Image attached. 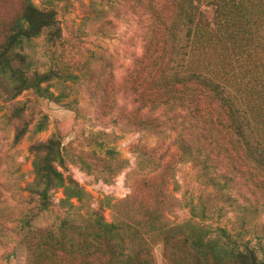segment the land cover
<instances>
[{
	"label": "trees",
	"instance_id": "trees-1",
	"mask_svg": "<svg viewBox=\"0 0 264 264\" xmlns=\"http://www.w3.org/2000/svg\"><path fill=\"white\" fill-rule=\"evenodd\" d=\"M22 2V13L11 23L0 50V90L10 100L29 90L41 98L58 99L52 87L61 74L52 69L39 71L34 60L17 51L44 34L53 40L60 37L57 12L41 9L32 0ZM203 2L214 6L215 27L206 20ZM245 2L151 0L145 51L135 60L130 90L135 102L134 129L163 133L164 152L157 156L159 152L150 149L146 168L150 180L160 175L165 181L150 202L135 204L134 193L111 205L115 211L111 222L98 211L82 221L64 219L57 227L35 228L32 221L55 204L56 191L62 189L63 204L83 202L88 195L61 169L70 157L62 137L55 133L46 141L36 142L31 147L34 178L27 184L32 206L15 230L27 250V264H155L148 239L153 234L163 242L170 264H264L254 247L241 244L248 224L264 214V200L259 197L250 199L245 194L247 203H239L240 214L234 225L218 227L216 237L203 226L190 221L178 224L170 218L181 207H189L202 218L216 213L208 206L210 192L206 188L197 204L175 196L170 180L176 161L193 163L203 180H224L223 185L216 184L218 191L236 188L237 183L241 189L239 180H244L242 186L251 194L256 195V190L263 194L264 89L254 91L261 82L253 83V74L240 76L236 69L193 66L196 53L215 41L214 32L236 40L239 33L249 35L258 27L255 9ZM261 19L264 25V12ZM17 103L13 118L20 119L15 136L19 142L28 133L30 122L24 119L25 106ZM47 121L48 116H43L37 130H44ZM166 129L173 134V148H164ZM94 156L89 170L106 182L129 162L115 148H109L105 156ZM168 156L174 161H165Z\"/></svg>",
	"mask_w": 264,
	"mask_h": 264
},
{
	"label": "rangeland",
	"instance_id": "rangeland-1",
	"mask_svg": "<svg viewBox=\"0 0 264 264\" xmlns=\"http://www.w3.org/2000/svg\"><path fill=\"white\" fill-rule=\"evenodd\" d=\"M32 1L41 9L57 12L62 33L55 40L44 34L27 41L17 51L34 60V68L39 71L52 69L61 74V78L54 79L52 87L59 98H41L29 90L10 100L0 90V264H27V250L22 236L15 230L32 206L28 202L27 184L34 178L31 147L36 142L46 141L55 133L62 137L70 157L61 169L88 195L83 202L73 200L63 204L62 189L56 191L55 204L32 221L35 228L57 227L64 219L82 221L94 217L98 211L111 222L115 213L111 205L134 193L135 204L144 200L150 202L165 181L160 175L150 180L146 168L150 165V149L157 150V156L164 152L163 133L134 129L135 102L130 90L135 60L145 51L144 32L151 0ZM245 3L255 9L258 27L248 32L249 35L239 33L236 40H227L223 34L214 32L215 41L196 53L193 66L236 69L240 76L251 73L252 82L259 80L262 84L254 86V91L259 93L264 89V25L260 24L264 0H246ZM201 8L206 20L215 27L214 6L203 2ZM22 10V0H0V50L11 23ZM71 74L78 77L70 78ZM17 102L25 106L24 119L30 122L28 133L19 142L15 136L20 119L13 118ZM45 115L48 116L47 127L38 131L36 126ZM165 133L164 148L173 141L171 131L166 129ZM109 148H115L121 158L129 162L106 182L91 173L88 164L91 166L95 154L105 156ZM169 156L165 161H174ZM172 173L170 188L175 196L197 204L200 192L206 188L210 192L206 199L208 206L216 213L202 218L195 216L189 207H181L170 214L171 220L203 226L213 237L218 235V227L234 225L240 214L239 203H247L245 194L250 199L264 200V191L262 194L256 190V195L251 194L242 186L244 180H239L241 189L237 183L236 188L218 191L216 184L223 185L224 180H203L191 162L176 161ZM150 184H155L154 188ZM248 228L241 244L254 247L264 258V214L250 222ZM148 239L155 264H170L159 236L153 234Z\"/></svg>",
	"mask_w": 264,
	"mask_h": 264
}]
</instances>
